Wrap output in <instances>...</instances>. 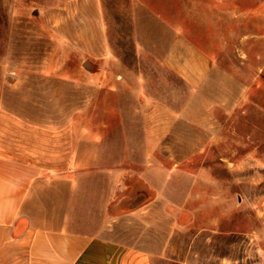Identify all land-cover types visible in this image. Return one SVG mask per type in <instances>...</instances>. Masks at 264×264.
I'll use <instances>...</instances> for the list:
<instances>
[{
	"label": "rangeland",
	"instance_id": "rangeland-1",
	"mask_svg": "<svg viewBox=\"0 0 264 264\" xmlns=\"http://www.w3.org/2000/svg\"><path fill=\"white\" fill-rule=\"evenodd\" d=\"M141 1L159 14L135 22L112 14L116 0H0V101L39 121L68 114L75 156L79 147L85 154L80 170L58 177L88 188L69 211L80 219L74 229L141 242L165 264H264V0ZM179 15L223 60L195 91L134 53L137 40L159 39L162 22ZM110 43L121 46L118 63L98 62ZM117 65L134 70L114 91ZM179 102L200 108L199 117L178 121L183 136L148 143L149 104ZM214 102L225 109L209 111Z\"/></svg>",
	"mask_w": 264,
	"mask_h": 264
},
{
	"label": "crops",
	"instance_id": "crops-1",
	"mask_svg": "<svg viewBox=\"0 0 264 264\" xmlns=\"http://www.w3.org/2000/svg\"><path fill=\"white\" fill-rule=\"evenodd\" d=\"M112 10V14L131 16L135 22L142 15L159 14L141 0H116ZM180 15L175 18V24L158 18L163 23V35L152 41L137 40L134 53L140 64L148 57H155L153 62L160 64L181 85L195 91L217 74L223 60L206 50L190 31L186 33L184 29L190 26L183 24ZM100 47L101 51H96L98 62L118 63L114 59L119 57L115 52V47L120 49L119 44L110 43V55ZM116 69L109 76L114 91L119 90L123 85L120 81L128 80L130 71L134 70L121 65ZM106 78L107 74L103 73L96 82ZM78 91L86 105L85 82L79 85ZM57 95L65 98L64 93ZM209 106L213 112L225 109V104L220 102ZM149 107L152 112L142 121V134L150 144L166 143L168 136L174 134L183 136L185 125L176 126L178 121L191 123L199 117L195 111L201 110L194 104L184 106L180 102L177 109L155 103ZM67 115L54 113L39 121L13 111L0 101V264H165L159 253L141 242L88 234L73 228L72 223L80 219L71 218L69 211L72 206L81 205L88 188L85 183L58 177L80 170L76 167L77 158L83 153L79 147L75 156ZM213 119L210 122L215 126L219 121ZM113 121V126L123 129L118 119ZM125 135L127 142L134 141L128 128Z\"/></svg>",
	"mask_w": 264,
	"mask_h": 264
}]
</instances>
